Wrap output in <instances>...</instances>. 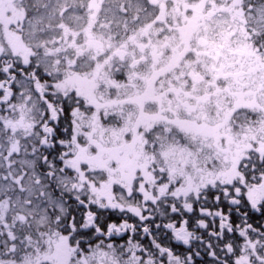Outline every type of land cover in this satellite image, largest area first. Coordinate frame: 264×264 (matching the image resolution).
I'll return each mask as SVG.
<instances>
[{
	"label": "snow or ice",
	"instance_id": "6c2138e0",
	"mask_svg": "<svg viewBox=\"0 0 264 264\" xmlns=\"http://www.w3.org/2000/svg\"><path fill=\"white\" fill-rule=\"evenodd\" d=\"M0 264H264V0H0Z\"/></svg>",
	"mask_w": 264,
	"mask_h": 264
}]
</instances>
